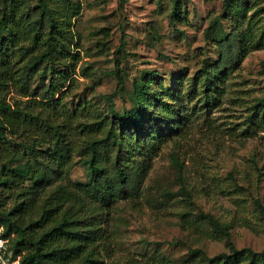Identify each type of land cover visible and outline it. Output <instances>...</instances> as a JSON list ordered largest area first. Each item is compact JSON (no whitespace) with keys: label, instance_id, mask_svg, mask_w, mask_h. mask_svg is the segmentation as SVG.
<instances>
[{"label":"rangeland","instance_id":"374dc122","mask_svg":"<svg viewBox=\"0 0 264 264\" xmlns=\"http://www.w3.org/2000/svg\"><path fill=\"white\" fill-rule=\"evenodd\" d=\"M173 1L52 3L75 12L69 23L73 35L69 46L79 58L70 87L69 81L62 87L67 104L72 106L81 97L95 113L103 114L110 95L114 108L122 112L131 107L134 78L147 73L155 77L152 89L161 91V106L126 130L129 140L123 137L122 155L133 167L144 158L146 136L167 134V140L153 150L142 178L132 176L128 187L135 199H118L105 218L102 264H205L208 256L229 252V241L236 248L264 247V215L254 203L257 198L264 205V174L258 175V169H264V128L249 121L264 95V46H250L238 56V40L231 39L233 53L226 70L206 78L202 67L218 59L221 47L213 39V18L218 17L228 34L244 33L248 18L237 20L233 9L222 16L225 0H176L178 12L171 20ZM2 4L0 0V8ZM248 5H252L246 12L249 23L259 33L264 12L254 11L264 7V0H249ZM115 59L124 78L120 86ZM55 67L69 69L71 64L60 61ZM13 97L19 96L9 91L7 98ZM75 119L89 116L84 113ZM178 129L182 132L176 135ZM79 136L84 134L77 132ZM171 151L182 160L184 185L170 162ZM70 178L89 179L76 155ZM201 212L229 224V235L215 231ZM245 261L241 257L238 264Z\"/></svg>","mask_w":264,"mask_h":264},{"label":"trees","instance_id":"16d2710c","mask_svg":"<svg viewBox=\"0 0 264 264\" xmlns=\"http://www.w3.org/2000/svg\"><path fill=\"white\" fill-rule=\"evenodd\" d=\"M53 1L58 0H36L33 4L3 0L0 8V225L21 253L22 264H102L99 255L106 248L102 227L105 218L118 199H135L128 187L132 176L142 178L153 150L167 140V134L146 136L143 150L135 149L142 150L144 158L133 167L122 155L124 136L129 135L126 130L161 106V91L152 89L155 77L147 73L134 78L131 107L122 112L114 108L110 95L103 114L95 113L88 100L81 97L74 105L67 104V91L62 87L67 81L70 87L79 58L69 46L73 36L69 23L75 12L69 7H55ZM248 1L225 0L221 12L225 16L233 9L237 20L248 18L244 33L228 34L218 17L211 21L213 39L221 47L218 59L202 67L206 78L217 70H226L227 58L233 53L231 39L238 40V56L250 46H264V28L257 33L249 23L246 12L252 5ZM177 12L174 0L171 20ZM254 12H264L263 5ZM60 61L69 62L71 67L56 68ZM114 73L117 84L122 85L118 59L114 61ZM40 82L43 84L38 91ZM9 91L19 97L9 100ZM262 107L264 95L254 105L249 121L264 128ZM84 113L89 119H75ZM77 132L84 136L77 137ZM181 132L175 131L176 135ZM75 155L89 172L87 181L70 178ZM169 159L184 185L182 160L175 151L170 152ZM260 174L264 169H258ZM254 203L264 215V205L257 198ZM200 214L215 231L229 235V224L221 223L213 214ZM241 257L246 259L243 264H264V247L236 248L229 241V252L208 256L205 264H238Z\"/></svg>","mask_w":264,"mask_h":264},{"label":"built area","instance_id":"2783aa9c","mask_svg":"<svg viewBox=\"0 0 264 264\" xmlns=\"http://www.w3.org/2000/svg\"><path fill=\"white\" fill-rule=\"evenodd\" d=\"M0 264H22L21 253L14 249L10 235L4 234L3 225H0Z\"/></svg>","mask_w":264,"mask_h":264}]
</instances>
